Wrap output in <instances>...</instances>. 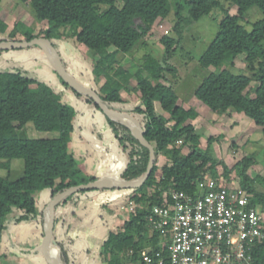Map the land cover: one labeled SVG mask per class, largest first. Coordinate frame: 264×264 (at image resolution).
I'll return each instance as SVG.
<instances>
[{"label": "trees", "instance_id": "1", "mask_svg": "<svg viewBox=\"0 0 264 264\" xmlns=\"http://www.w3.org/2000/svg\"><path fill=\"white\" fill-rule=\"evenodd\" d=\"M31 5L35 17L46 20L47 27L41 34L22 29L17 22L10 31L14 37L20 31L25 40L34 37L48 38L58 52L59 39L67 31L75 40L83 44L92 54V73L97 79L104 78L98 90L91 89L103 99L113 111H124L120 106L125 103L121 91L129 79L134 78L140 93V103L131 111L138 116L143 128V136L154 149L155 160L151 172L132 192L129 201L136 205L116 230H108L98 251L100 264H144L140 255L144 247L159 249V233L149 234L147 216L154 205H163L164 196L171 200V192L194 193L197 183L207 174L219 179L226 177L224 172L215 168V156L211 151L212 137L205 148L200 146V136L189 120L197 116L193 108H184L177 103V96L171 84H164L166 73H175L169 64L182 38V25L208 15L214 8L221 7L219 0H20ZM236 7V13L223 10L218 21V29L199 56L202 67L219 68L209 73L195 88V98L214 112L232 110L249 117L256 127L264 133V17L252 23L248 30L241 19L251 6H256L264 15V0H226ZM176 18L173 25L178 39L161 34L159 43L163 47L162 57L150 54L143 56L134 74L119 67V54L130 52L146 37L156 21L168 17L170 10ZM6 24L0 19V32ZM12 39V38H11ZM5 39H0L3 41ZM43 52L47 49L40 43ZM31 46V45H29ZM19 49V48H13ZM11 49H0V54ZM59 54V52H58ZM242 56L247 68L252 71L248 76L233 73L235 59ZM63 67L68 71L59 54ZM226 66V67H225ZM222 67V68H221ZM61 89L39 79L37 74L27 69L13 68L0 70V158L23 160V174L17 179L0 177V241L2 232L10 224L42 221V211H37L40 196L48 194L49 201L59 192L74 185L87 183L98 178L129 181L140 177L148 161V149L142 146L124 125L111 121L100 110L95 100L72 89L56 72ZM145 73V75H144ZM255 79L253 94L249 84ZM84 86V85H83ZM69 92L88 109H95L109 128L115 140L117 153L123 161L118 173L107 176H86L70 150V143L76 135L75 108L63 100ZM167 113L159 112L155 103ZM31 122L39 131L55 132L46 138H21L19 131ZM159 156L170 163L157 165ZM252 160L246 156L231 167L240 178L236 186L249 194L250 203L264 212V177L256 175L263 190L253 187V180L246 173ZM209 171V173H207ZM121 188L96 189L97 191L118 190ZM129 189V188H128ZM93 190V189H92ZM76 191L54 206V227L52 230L55 248L62 264H69L66 248L55 237L58 224V210L68 205L76 206L84 192ZM44 237L42 240V247ZM131 250V252H129ZM23 252H19V254ZM166 249L162 252L163 264H168ZM252 264H264V239L253 245ZM2 255L0 254V261Z\"/></svg>", "mask_w": 264, "mask_h": 264}, {"label": "rangeland", "instance_id": "2", "mask_svg": "<svg viewBox=\"0 0 264 264\" xmlns=\"http://www.w3.org/2000/svg\"><path fill=\"white\" fill-rule=\"evenodd\" d=\"M219 1L221 7L214 8L208 15H204L198 20H191L182 25L180 29L182 38L174 55L168 61L175 69V73L167 72L166 80L163 83L171 84V88L178 98L177 103L179 105L186 109L191 107L196 110L197 116L188 122L194 125L195 132L200 136V146L205 148L208 138H213L211 151L216 159V170L222 174L224 166L230 169L228 175L219 178V180L231 185H238L240 178L234 170H231V167L244 156L252 160V164L249 165L246 171L248 177L252 180L256 175L264 177V133L260 127H256L253 124V121L249 117L242 113H236L232 110L214 112L202 105L194 96V90L202 80L209 73L216 72L219 69L213 66L202 67L199 63V56L216 33L218 21L223 14V10H227L231 14L236 13L235 6L230 5L226 0ZM173 14V10L171 9L168 17L156 21L150 33L134 46L130 52L119 54V67L130 74H134L139 68L144 55L150 54L160 59L163 54V47L159 43V36L164 34L178 39L173 28L176 21ZM263 17L264 15L261 10L256 6H251L242 17L241 23L249 30L253 22ZM0 19L6 24L5 31L0 32V39H5L3 41L25 40L24 35L20 31L16 32L14 37H10L9 35L10 30L15 27L17 22L21 23L22 29L31 30L33 34H41L42 30L47 27L46 20L37 19L31 5L20 0H0ZM54 42L58 44V52L70 74L85 87L98 90L104 82V78L97 79L92 73L93 53L83 44L77 42L67 31H63L60 38L54 39ZM20 67L37 74L39 79L57 88V90L62 88L47 53L43 52L39 44L36 43L19 49H11L8 50V53L3 52L0 54V70ZM227 68L236 74L252 75V71L247 68L242 56L235 59L232 67L227 66ZM255 85L256 81L252 78L249 84L251 95L253 94ZM120 94L125 100V103L120 108L138 118L131 111V109L140 103V93L136 87L134 78L129 79L125 85V90L121 91ZM63 100L68 105L73 106L77 114L76 135L70 143V150L73 152L78 166L83 170L84 175L110 177L118 173L123 167V161L117 153L115 140L104 119L97 114L95 109L86 108L69 92L64 93ZM155 107L163 115H167L161 109L158 102L155 103ZM54 135H56L55 132L36 130L31 122L26 123L19 131L21 138H46ZM164 163L170 162L165 157L159 156L157 165L160 167ZM22 174V159L0 158V177L14 180L22 176ZM206 176L210 177L208 174ZM252 185L258 190H263V187L257 181L253 180ZM104 191L108 193L111 190ZM130 191V188L118 189L117 194L122 199L118 204L109 203L108 205L107 202L101 200L105 199L103 197L91 198L87 196L88 199L85 201V206L74 207L75 209L71 211L78 215L86 207L87 212H90L95 217L103 214L102 219L106 217L109 223H107V232L111 229L116 230L123 220L126 219L128 213L136 208V205L129 201V196L132 193ZM48 202V194L40 196L38 200L37 211H42L43 214L41 222L12 223L9 225L8 230L2 232L0 241V254L2 258L0 264H47L44 258V244L42 247V240L44 237L43 225L46 218L44 208ZM71 211L62 212L61 210L60 213L62 217L70 216L72 215L70 214ZM62 217L58 215L57 228L58 226L62 227L60 226ZM76 217H73L74 219L70 217L72 222L69 221V225H72L73 228L78 224L76 222L78 218ZM115 224H118V226H115ZM64 228H66V223ZM87 232L92 236H98L96 235V230L92 229ZM62 235L64 238L60 235L56 236L55 231L57 241L61 242L66 248L70 259L69 264H81L80 257L83 253L82 251L80 253V249L82 250L81 246L83 243H76L77 245H74L75 248L72 249L70 247L72 245L71 242L75 239L74 233L64 232ZM66 243H69V245L67 246ZM100 246L101 239L98 238L94 241L86 240V244L82 247H85L86 256L90 260L96 258V249L98 248V251H100ZM72 250L76 251L74 255L72 254ZM20 251L24 254H19ZM56 253L59 255L57 249ZM91 264H100V262L95 261V263Z\"/></svg>", "mask_w": 264, "mask_h": 264}, {"label": "built area", "instance_id": "3", "mask_svg": "<svg viewBox=\"0 0 264 264\" xmlns=\"http://www.w3.org/2000/svg\"><path fill=\"white\" fill-rule=\"evenodd\" d=\"M236 185L205 176L194 193L171 192L147 216L149 234L159 233L158 250L147 247L144 264H252L253 245L264 239V212ZM131 252V250L129 251Z\"/></svg>", "mask_w": 264, "mask_h": 264}, {"label": "water", "instance_id": "4", "mask_svg": "<svg viewBox=\"0 0 264 264\" xmlns=\"http://www.w3.org/2000/svg\"><path fill=\"white\" fill-rule=\"evenodd\" d=\"M40 43L48 51L50 59L53 63V66L62 78V80L67 83L72 89L76 92L83 94L95 100L100 110L106 115L108 119L114 122H118L126 126L132 133V135L139 141V143L148 149V161L144 173L134 180L129 181H117L106 178H98L96 180L74 185L66 188L65 190L59 192L55 195L45 206L44 211L46 212V218L44 220V258L47 264H62L59 258V255H56V258L51 257L52 250L56 251L55 240L53 238V227H54V206L64 197L80 190H96V189H111V188H137L142 185L146 180L148 175L151 172L152 166L155 160L154 149L151 144L143 136V128L138 122L137 118L131 114L126 113L125 111L117 112L110 109V106L103 100L101 97L88 89L87 87L77 83L72 79L69 74L66 72L57 50L52 45L51 41L45 37H34L30 40L22 41H0V49H13V48H22L32 44Z\"/></svg>", "mask_w": 264, "mask_h": 264}, {"label": "crops", "instance_id": "5", "mask_svg": "<svg viewBox=\"0 0 264 264\" xmlns=\"http://www.w3.org/2000/svg\"><path fill=\"white\" fill-rule=\"evenodd\" d=\"M117 193H118V190H111L108 193L105 192V191H97V190L86 191V192L83 193V195L81 196V198H80V200H79V202H78V204L76 206L68 205L66 208L59 209L57 215H59V216L62 217V214L60 213L61 210H62V212L63 211L64 212L65 211L67 212V211H71L72 209L77 208L78 206H80V207L85 206V201L88 199L87 196H90L91 198L92 197H95L96 198L98 196L100 198L103 197L105 199H101V200H104L105 202H107L108 205H109V203H116V204H118V203H120L122 201V199L119 198V196H118ZM101 202H103V201H101ZM84 208L85 209H82L81 210V212H80L81 214L80 213L79 214L77 213L78 215H76L75 213H72L73 211H71L70 214H72V215H70V216L67 215V216L62 217L63 219L60 220V226H62V227H59V226H58V228L56 227V236L57 235H60L61 237H63L62 234L64 232L65 233H74V238L75 239L73 240V242H71L72 245L70 247L72 249L75 248L74 245H77L78 243H80V244L83 243L82 246H84L86 244V240L87 241H94V240H96V239L99 238V239H101V242H102L104 240L106 234H107V229H108L107 226L109 224L107 222L108 219L106 217H105V219L104 218L102 219V217H103L102 215L103 214H100L99 216H96L95 217L94 215H91L90 212H87V210H86L87 208L86 207H84ZM100 210H102V209H100ZM77 211H78V209H77ZM101 212H103V211H101ZM63 214H65V213H63ZM76 216H78V217H76ZM70 217H72V219H74L73 217L78 218L76 220V222H78V224L74 228L72 227V225H69V223L72 222V220L70 219ZM58 221H59V219H58ZM65 223H66V228H64L65 227ZM116 225L118 226V224H115V226ZM92 229L93 230H96V232H97L96 235H98L97 237L88 234L87 231L88 230H92ZM67 242H69V240H67ZM66 245L68 246L69 243L68 244L66 243ZM82 246H81L82 250L80 249V253H81V251L83 253L81 255V257H80L81 264H86V263L87 264H91L93 262L95 263V261L96 262H99L98 261V248L96 249V258L89 260L88 259V256H86V253H85V251H86L85 247L86 246L85 247H82ZM144 248H147V246L144 247ZM70 253H71V251H70ZM75 253H76V251H73L72 250V254L74 255Z\"/></svg>", "mask_w": 264, "mask_h": 264}, {"label": "bare ground", "instance_id": "6", "mask_svg": "<svg viewBox=\"0 0 264 264\" xmlns=\"http://www.w3.org/2000/svg\"><path fill=\"white\" fill-rule=\"evenodd\" d=\"M56 255H57V254H56V251H55V250H52V252H51V257H52V258H56Z\"/></svg>", "mask_w": 264, "mask_h": 264}]
</instances>
